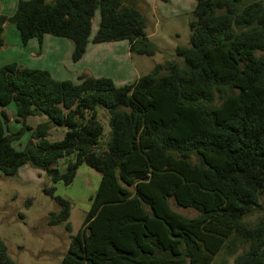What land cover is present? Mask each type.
Returning <instances> with one entry per match:
<instances>
[{"label": "trees", "instance_id": "16d2710c", "mask_svg": "<svg viewBox=\"0 0 264 264\" xmlns=\"http://www.w3.org/2000/svg\"><path fill=\"white\" fill-rule=\"evenodd\" d=\"M137 5L18 0L12 16L0 15V50L12 24L23 45H42L46 35L68 40L73 63L91 44L128 42L131 54L155 57L160 50ZM189 29L190 44L176 47V59L122 86L85 74L61 81L17 63L0 68L1 175L30 166L68 186L84 163L101 175L60 264H212L231 239L247 246L234 264H264V215L246 222L264 193V0H196ZM12 104L21 124L15 133L7 130ZM100 107L109 114L106 142ZM41 116L48 121L27 125ZM52 126L66 128L62 140H48ZM54 192L44 191L59 208L46 223L70 231L71 205ZM171 201L199 215L187 218ZM0 264H17L1 239Z\"/></svg>", "mask_w": 264, "mask_h": 264}, {"label": "rangeland", "instance_id": "374dc122", "mask_svg": "<svg viewBox=\"0 0 264 264\" xmlns=\"http://www.w3.org/2000/svg\"><path fill=\"white\" fill-rule=\"evenodd\" d=\"M134 2L145 12L149 21L147 36L160 51L155 57H147L131 54L126 48L103 46L102 52L98 53L99 56L96 53L90 54V58L97 64L91 73L96 78H111L118 86L131 84L140 76L150 73L157 65H166L176 59V47L189 45L191 39L189 23L193 20L196 0H131V3ZM11 12L10 7L0 1V13ZM99 22L100 14L97 13L93 22L92 36L97 33ZM18 33L14 25L6 26L5 45L0 50V68L17 60L19 62L21 54H29L24 50V46L18 43ZM92 45L89 46V51L92 50ZM28 48L34 50L30 46ZM56 60L67 67L71 63L73 67L69 72L65 69L66 73H63L61 78L51 73L55 79L77 83L79 77L84 74L92 76L83 71L84 67L71 61L68 51L67 53L62 51ZM49 61L50 59L46 58V62ZM41 68L44 70L45 66ZM7 113L10 118L7 130L15 133L20 129L21 124L17 120L14 104L8 108ZM98 115L104 127L102 140L106 142L111 132L109 114L106 109L100 107ZM42 119L29 118L27 125L36 128L38 124L44 123L46 118ZM65 132V127L52 126L48 140L60 141ZM29 138L30 132H26L14 143V146L23 149ZM56 167L64 173L66 161L60 160ZM100 181L101 175L85 163L78 168L72 184L68 186L62 182L53 184L43 172L30 166H23L13 177H5L0 173V239L7 244L11 258L17 264H60L69 248L71 237L75 236L82 227ZM52 187L55 188L54 196L69 201L71 205L68 220L70 231L67 230V223L55 227H49L46 223L49 214L59 210L52 197L44 193L46 189ZM171 206L174 211L187 218H195L199 215L192 209L176 206L173 201ZM262 215H264V193L260 199V208L246 219L248 226L255 225ZM232 240H227L212 264H234L235 258L247 250L246 245L232 244Z\"/></svg>", "mask_w": 264, "mask_h": 264}, {"label": "crops", "instance_id": "0c3cea01", "mask_svg": "<svg viewBox=\"0 0 264 264\" xmlns=\"http://www.w3.org/2000/svg\"><path fill=\"white\" fill-rule=\"evenodd\" d=\"M0 1L3 2L4 5L9 6L10 10L12 11L9 14L0 13V15L12 16L14 14V12L16 11L18 0H0ZM4 34H5V32H4ZM17 38H18V43L20 44V46H24V50L29 52V54H21L19 57V62H18V60L15 62V63L19 64L20 66L28 67V68H37V69H43L41 67L45 66L44 70L47 69V71L54 74V76H56L57 78H61L62 77L61 75H63V73H66L65 69L69 72V70L73 67V65L71 63H69L68 67H67L63 63H58L56 60L62 51H64L65 53H67V51H68L69 57L72 61L73 45H72V43H68L69 41H67L66 39L55 38V37L46 35L43 39L42 45H40L37 40H31L27 45H22L19 33L17 35ZM29 46L33 47L32 49H34V50L31 51L30 48H28ZM103 46H107V47L113 46L116 48H118V47L119 48H126V51H128L130 49V47H129L130 45L128 42L92 45V47H91L92 50L89 51V47H88L87 52L84 55L83 59L79 63H75V64H79L80 66L84 67L85 68L83 70L84 72L90 73L93 77L96 78V76H94L91 72L94 71V68H96L97 64L95 62H93L92 58H90V54L96 53V55L99 56L98 53L102 52ZM18 47H19V45L17 46V48ZM70 53H71V56H70ZM46 58H49L50 61L46 62ZM57 80L62 81V79H57ZM10 106H12V105H9L6 108L7 111H8V108ZM15 111H16V108H15ZM29 118H32V117H29ZM40 118H43V119L46 118L44 122L48 121L47 116H45V117L41 116ZM28 119H27V121H28Z\"/></svg>", "mask_w": 264, "mask_h": 264}]
</instances>
